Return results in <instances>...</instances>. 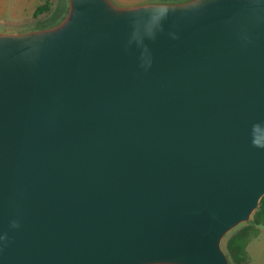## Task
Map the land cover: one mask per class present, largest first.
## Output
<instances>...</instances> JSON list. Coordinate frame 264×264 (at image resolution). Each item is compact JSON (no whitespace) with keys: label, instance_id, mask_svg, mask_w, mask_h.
Instances as JSON below:
<instances>
[{"label":"water","instance_id":"water-1","mask_svg":"<svg viewBox=\"0 0 264 264\" xmlns=\"http://www.w3.org/2000/svg\"><path fill=\"white\" fill-rule=\"evenodd\" d=\"M263 195L264 0L0 30V264H233Z\"/></svg>","mask_w":264,"mask_h":264},{"label":"rangeland","instance_id":"rangeland-1","mask_svg":"<svg viewBox=\"0 0 264 264\" xmlns=\"http://www.w3.org/2000/svg\"><path fill=\"white\" fill-rule=\"evenodd\" d=\"M121 2H133V1H145V2H177L183 0H118ZM42 0H22L18 3L15 0H7V5H16V16L12 19L2 20L0 30H8L5 27V22L10 23L8 27H17L18 30H27V29H37L42 27H47L55 24L62 16L63 11L66 7V0H50V8L42 13L33 15L35 7L41 3ZM13 30V29H11ZM264 198L261 203L258 204L257 208L251 214V217L248 222L242 223L232 229L223 239L222 247L227 252L226 246L228 240H231V247L236 248V253H238V259L234 261V264H251L247 253V244L249 240L255 236L254 220L259 217H264ZM257 233V232H256ZM254 234V235H253ZM238 236V237H235Z\"/></svg>","mask_w":264,"mask_h":264},{"label":"crops","instance_id":"crops-1","mask_svg":"<svg viewBox=\"0 0 264 264\" xmlns=\"http://www.w3.org/2000/svg\"><path fill=\"white\" fill-rule=\"evenodd\" d=\"M20 1L22 0H15L16 3ZM45 1L46 0H42L39 5L43 4ZM39 5L35 7V10ZM16 8V5L8 6L7 0H0V27L3 26L1 25L3 24L2 20H5V18L12 19L16 16ZM4 24L6 26L5 28L8 30H18L17 27H8L12 25H9L10 23L5 22ZM246 249L251 264H264V224L257 227V233L249 240Z\"/></svg>","mask_w":264,"mask_h":264},{"label":"trees","instance_id":"trees-1","mask_svg":"<svg viewBox=\"0 0 264 264\" xmlns=\"http://www.w3.org/2000/svg\"><path fill=\"white\" fill-rule=\"evenodd\" d=\"M50 8V0H46L43 4L39 5L35 12H34V16H36L37 14L39 13H42V12H45L47 11L48 9ZM264 198V195L261 197L260 201H259V204L261 203L262 199ZM264 216V214H263ZM255 224V227L254 228V234H256L257 232V227L260 226V225H263L264 224V217H257L255 220H254V223ZM253 234V235H254ZM235 237H238V236H235ZM231 243L232 241L231 240H228L227 242V246H226V250H227V256L229 258V260L231 261V263H233L234 261H236V258L238 259V253H236V248H232L231 247ZM237 262V261H236ZM234 264V263H233Z\"/></svg>","mask_w":264,"mask_h":264}]
</instances>
